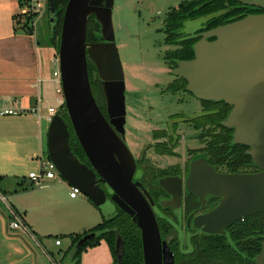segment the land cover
<instances>
[{"label": "water", "instance_id": "water-1", "mask_svg": "<svg viewBox=\"0 0 264 264\" xmlns=\"http://www.w3.org/2000/svg\"><path fill=\"white\" fill-rule=\"evenodd\" d=\"M49 1L50 13L56 10ZM115 0H68L59 43L61 85L73 129L92 167L72 150L70 130L57 112L50 121L47 155L59 174L78 187L100 210L112 217L116 205L131 215L141 229L144 264H174L172 252L162 241L156 219L138 183L133 181L136 161L125 141V74L116 44L113 7ZM214 12L187 19L183 30L189 37H200L194 57L179 60L173 74L187 80V90L197 98L223 100L232 106L223 125L233 128L232 142L249 147L248 154L259 169L246 173H219L202 164L204 157L192 161L189 189L201 196H221V202L202 217L208 233L221 232L233 221L264 211V13L245 17L200 31L205 23L223 13ZM95 16L102 40L87 41L88 20ZM53 17H51L52 19ZM213 38V39H211ZM97 68L106 99L107 115L99 106L90 82L88 59ZM108 187L112 197L98 184ZM166 185L165 179L161 180ZM96 232L81 236L70 251L74 255ZM116 264H122L124 240L116 239ZM256 264H264V239Z\"/></svg>", "mask_w": 264, "mask_h": 264}, {"label": "rangeland", "instance_id": "rangeland-1", "mask_svg": "<svg viewBox=\"0 0 264 264\" xmlns=\"http://www.w3.org/2000/svg\"><path fill=\"white\" fill-rule=\"evenodd\" d=\"M191 1L198 0L114 1L115 38L126 83L125 141L136 156H140L144 148H148L152 144L151 142H155L154 133L163 132L161 133L163 135L165 131H168V120L173 116L189 115L202 109L201 102L189 92L183 89L172 90L174 79L177 77L173 74L174 67L169 64V60L166 58L167 51L175 47L165 43L166 16L173 8ZM240 1L264 8V0ZM40 3L42 4L41 10L31 25L39 44L43 47L47 43L49 44L48 0H40ZM220 5L221 3H217L215 7ZM28 12L27 10L25 13L29 14ZM187 24H184L181 31ZM95 26L92 25L94 31ZM58 58L59 53L57 54L55 51L52 59L53 65V61ZM51 69L53 73V66ZM93 73L94 75L90 77L94 79V84H91L94 96L107 113L102 84L97 71ZM95 74H97V79H95ZM183 84H185L184 81H182ZM2 116L0 115V117ZM188 127L191 126L181 123L180 128L177 129L182 136L180 152L194 147L197 145L196 142H199L197 139L189 137L196 130ZM15 142L19 145L10 146L0 143V174L4 175V179L0 181V264L32 263V256L22 261L19 260L24 254L19 253L20 248L25 249V253L31 248H36L39 254L38 264L43 263L46 256L42 250L50 251V256H54L52 259L56 264H71L69 256L65 257L61 253L69 248L71 235L84 233L82 232L84 229L98 225L104 218L100 210L82 193L78 194L76 199H72L70 197L71 185L62 176L58 175L57 179L48 181L43 187L32 184L28 174L32 170H38L40 163L38 164L37 160L31 158L32 153L28 147L31 142L23 144ZM44 148V152L47 154V137L44 138ZM45 156H43V160H46ZM170 159L174 160L172 156ZM163 161L165 162V160ZM1 193L7 200L3 199ZM15 194L17 195L14 196ZM11 205L24 214L41 234H37L34 238L24 230L22 232L11 228ZM89 230L85 232H89ZM48 234L50 236H47ZM55 238L63 240V244L57 246ZM109 238L113 243L112 234L109 235ZM103 241L106 240L101 239L98 242L102 243ZM91 247L94 245H88L82 250L81 260ZM109 247L112 252L110 244ZM112 256V264H116L113 252ZM47 260V263L51 264L50 258L47 257Z\"/></svg>", "mask_w": 264, "mask_h": 264}, {"label": "flooded vegetation", "instance_id": "flooded-vegetation-1", "mask_svg": "<svg viewBox=\"0 0 264 264\" xmlns=\"http://www.w3.org/2000/svg\"><path fill=\"white\" fill-rule=\"evenodd\" d=\"M176 77L172 90L183 89L196 97L187 90V80ZM184 80L185 84L182 85ZM197 99L201 102V111L173 116L168 120V131L163 135V132L154 133V139L158 141L151 142L140 156H136L131 150L136 161L133 181L138 183L137 186L156 219L160 237L172 252L174 264H256V257L262 250L264 211L233 221L216 233L206 232L205 224L199 222L218 207L222 197L212 194L201 196L189 189L188 177L195 158L204 157L206 161L202 165L213 166L219 173H246L260 169L253 160L249 166L232 167L229 163L232 157L237 158L240 153H248L249 150L244 144L233 143L234 129L222 123L232 106L223 100ZM181 123L194 128L195 133L189 137L199 141L183 152L179 149L182 136L177 131ZM229 136L233 144L232 150L226 141ZM163 138L165 139L161 141ZM78 157L92 167L88 159ZM97 179L111 198L109 187L100 180L98 174ZM162 179H165L166 185L161 184ZM120 210L123 209L116 205L112 217L120 214ZM125 213L128 214L126 211ZM136 227L141 237V229L137 225Z\"/></svg>", "mask_w": 264, "mask_h": 264}, {"label": "crops", "instance_id": "crops-1", "mask_svg": "<svg viewBox=\"0 0 264 264\" xmlns=\"http://www.w3.org/2000/svg\"><path fill=\"white\" fill-rule=\"evenodd\" d=\"M26 11L27 7L21 6L20 0H0V104L25 110L24 113L18 115L0 117L2 126L0 143L14 146L19 145L15 141L21 144L31 142L28 146L32 153L31 158L37 160L39 164L40 158L46 155L44 138L48 136L50 125L49 108L53 106L60 110L63 101L58 100L59 82L54 79L51 71L52 59L56 50L48 43L42 47L35 34L14 30V16ZM0 176H3L2 181L4 175L0 174ZM77 197L71 198L76 199ZM22 215L30 235L34 238L37 234L40 235L41 233L34 228L27 217ZM89 229H84L82 232ZM17 230L24 232L21 229ZM72 239L71 236L69 247ZM62 244L63 240L60 245H56L61 246ZM42 251L44 256L50 255V251ZM64 252L61 251L62 254ZM19 253H24L19 260L22 261L32 256V263L29 264L39 263L36 248H31L26 253L25 249L20 248ZM46 256L41 264H48ZM81 261L80 264H112L113 256L108 242L103 241L91 247Z\"/></svg>", "mask_w": 264, "mask_h": 264}, {"label": "trees", "instance_id": "trees-1", "mask_svg": "<svg viewBox=\"0 0 264 264\" xmlns=\"http://www.w3.org/2000/svg\"><path fill=\"white\" fill-rule=\"evenodd\" d=\"M20 3L23 7H31V0H20ZM67 3L68 0H55L56 10L52 14L49 10L48 1L49 45L56 50L57 54L59 53L60 35ZM217 3H221V5L215 7ZM28 11L29 14L22 13L14 16L15 32L34 34L31 23L39 13L32 11L31 9H29ZM219 11L224 12L209 19L205 23V28H202L200 31L208 30L216 26L232 22L234 20L245 17L248 14L264 13V8L256 5H249L244 2H241L240 0H198L185 2L180 4L179 7L173 8L168 12L166 16V23L164 28L166 34L165 43L168 45L175 46L174 48L167 51L166 58L169 60L170 65L175 68L179 60H187L193 58V45L198 39H200V37H189L188 33L181 31V28L184 26V21L187 19H193L199 16ZM51 17L53 18L51 19ZM93 24L96 25L95 28L98 29V31H96V29L94 31V28L92 27ZM100 28V24L95 21V16L91 15L88 20L87 41L92 42L102 40V37L100 35ZM88 67L89 76L94 75L93 72L95 71L96 73L97 68L95 63L90 58L88 59ZM97 74H95V79H97ZM178 79L183 80V78ZM90 82L91 84H94V79H92L91 77ZM102 108L103 107H101V109ZM102 111L107 115V113L104 111V108L102 109ZM59 113L65 118L66 122L68 123V127L70 130V144L73 152L77 156L88 159L73 129L70 117L66 109L65 101H63L60 105ZM230 138L231 137L229 136L226 141L229 145V149L232 150L231 146H233V144L231 143ZM244 147L248 148L245 145ZM250 162L252 163V157L250 156V154L240 153L239 157H232L231 162L229 163L232 167H237L238 165L249 166ZM2 177L3 176H0V181ZM89 232H96V237L86 242L74 255H70L71 249L73 248L75 243L81 238V236L88 232L71 235L73 237L71 246L64 253L65 257L69 256L70 260L72 261L71 264H79L81 261L80 255L82 250L88 245L98 244V241H100L101 239H105L110 244V246L112 247L113 255L116 259L115 247L118 233L122 236L124 240V257L122 264H143L142 243L139 230L133 223L131 217L126 214L125 211L120 210V214L116 215L115 217H111L108 220L104 218L101 223L91 228ZM262 233L264 239V223ZM110 234L113 235V243L109 238Z\"/></svg>", "mask_w": 264, "mask_h": 264}, {"label": "built area", "instance_id": "built-area-1", "mask_svg": "<svg viewBox=\"0 0 264 264\" xmlns=\"http://www.w3.org/2000/svg\"><path fill=\"white\" fill-rule=\"evenodd\" d=\"M42 4L40 3V0H31V7L27 8V10L31 9L32 11L39 12L41 10ZM54 62V70H53V77L56 80H59V87L57 89L58 92V100L64 101V95H63V89L61 85V71H60V61L59 58ZM59 109L56 107H50L49 113H50V121L54 114H56ZM24 109H16L12 107L2 106L0 104V115L6 116V115H18L20 113H24ZM46 160H43L40 158L39 163L40 167L38 170H32L28 174V178L32 182V184L39 185L40 187H43L46 185L48 181L57 179V176H61L59 174V171L56 167V165L50 160L48 155L46 154ZM81 191L78 187L71 185L70 190V196L72 198H75L80 194ZM2 194V193H1ZM3 199L7 200L6 197L2 194ZM10 215L12 217V220L10 222V227L13 229H22L25 232L30 234V231L28 227L26 226L22 214L14 208L12 205L10 207ZM33 237V236H32ZM55 243L57 245H60L62 243V240L60 238H57L55 240ZM48 258H50L51 264H56V262L50 257L49 254H47Z\"/></svg>", "mask_w": 264, "mask_h": 264}]
</instances>
